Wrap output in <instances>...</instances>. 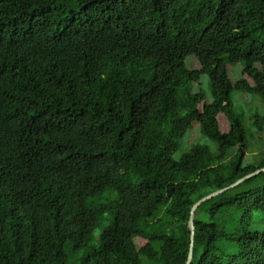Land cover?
<instances>
[{
	"label": "trees",
	"instance_id": "1",
	"mask_svg": "<svg viewBox=\"0 0 264 264\" xmlns=\"http://www.w3.org/2000/svg\"><path fill=\"white\" fill-rule=\"evenodd\" d=\"M233 92L264 102V0H0V264H186L193 204L264 168ZM194 123L216 150L174 159ZM254 213L264 172L199 206L190 264H264Z\"/></svg>",
	"mask_w": 264,
	"mask_h": 264
},
{
	"label": "rangeland",
	"instance_id": "2",
	"mask_svg": "<svg viewBox=\"0 0 264 264\" xmlns=\"http://www.w3.org/2000/svg\"><path fill=\"white\" fill-rule=\"evenodd\" d=\"M185 65L190 70L199 69V64L195 57L191 56L185 59ZM227 74L232 83H235L241 77V65L229 66L227 68ZM193 93H202L204 95V103H211L213 97L211 95L209 79L206 74H202L197 83H194L191 88ZM232 99L235 104L237 113H243L244 116V126L252 134L253 140L250 143V152L246 157V163H256L260 159L264 158V133L256 132L251 125L250 117L253 113H263L264 102L258 98H253L251 96L241 94L238 92L232 93ZM219 124L222 131L226 132L228 130L227 120L225 116L220 115L218 117ZM194 145H205L214 152L216 150V145L204 137L200 133V129L197 123H194L192 128L182 137L179 141V147L177 152L174 154V159H178L181 155L189 152L190 148ZM234 151H228L226 153L227 159L232 163L234 161ZM197 220L200 216H195ZM250 231L261 233L264 235V216L259 213L252 214L249 223ZM102 228H98L94 231L93 236L96 239L101 233ZM136 245L138 248L143 249L148 245V242L142 238H137Z\"/></svg>",
	"mask_w": 264,
	"mask_h": 264
},
{
	"label": "water",
	"instance_id": "3",
	"mask_svg": "<svg viewBox=\"0 0 264 264\" xmlns=\"http://www.w3.org/2000/svg\"><path fill=\"white\" fill-rule=\"evenodd\" d=\"M263 172H264V168L256 170L255 172L237 180L236 182H234L230 186L223 188V189H220V190H217L215 192H212V193L208 194L207 196L203 197L202 199H200L199 201H197L196 203L193 204V206L191 207V210H190V217H189V221H188V227L190 230V246H189V252H188L186 264H190L192 261V258H193L194 216H195V212L199 208V206H201L204 202L222 194L223 192L236 187L237 185L244 182L245 180H247V179H249L255 175H258L260 173H263Z\"/></svg>",
	"mask_w": 264,
	"mask_h": 264
}]
</instances>
